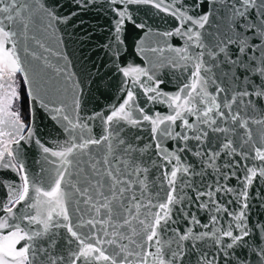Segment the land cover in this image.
<instances>
[{"label":"snow or ice","instance_id":"6c2138e0","mask_svg":"<svg viewBox=\"0 0 264 264\" xmlns=\"http://www.w3.org/2000/svg\"><path fill=\"white\" fill-rule=\"evenodd\" d=\"M141 5L175 26L138 22ZM94 9L124 79L89 113L111 81L52 63L31 32ZM129 25L146 66L117 63ZM41 110L63 140L37 135ZM0 172L16 177L0 176V264H264V0H0Z\"/></svg>","mask_w":264,"mask_h":264},{"label":"water","instance_id":"95a60500","mask_svg":"<svg viewBox=\"0 0 264 264\" xmlns=\"http://www.w3.org/2000/svg\"><path fill=\"white\" fill-rule=\"evenodd\" d=\"M65 12L68 9L64 10ZM133 16L139 21H147V23L153 28L154 31H166L175 26V22L169 16L163 12L151 8L149 6H132ZM113 15L111 12H104L101 9H94L88 15L83 17V27H76L74 24L63 25L55 24L53 28L44 31V27L47 25V20L41 21L37 18L36 23L33 25L31 34H34L37 39H40L45 43L46 47L52 49V53H48L49 59L52 63L63 66L66 61L63 56H67V60L71 61V71L77 73L78 78L87 83L88 77H95L97 73L104 75L106 80H110L113 87H111L104 96H98L99 103H93L88 106L89 113L93 111H99L101 108L107 109L110 105L119 101L121 93L118 90V86L124 79L122 74L116 71L111 59V52L104 48L103 45L108 43L109 29L111 27V20ZM141 38L139 30L132 28L129 25L127 32V47L121 52V59L117 61L120 66H127V64L146 66L144 58L135 51V44ZM157 37L152 36L147 39L145 47H155L153 43ZM178 38H171L170 42L174 46L177 44ZM161 47L164 45L161 44ZM35 47V46H34ZM43 51V50H40ZM59 52L62 55L56 56L54 53ZM151 56V53L148 54ZM167 55V53H165ZM50 75V73L48 74ZM166 91H174L176 88L175 79L168 75L164 76ZM45 81H48V76L45 75ZM62 84V78H53L48 83V87L55 89ZM143 97H141V100ZM154 110L166 112V106L157 104L154 106ZM93 134H99L101 132L100 122H92ZM36 131L37 135L43 140L52 141L53 139L63 140L65 137L58 135V129L54 126V123L48 118V116L41 110L37 112L36 116ZM39 158L38 149L33 146L27 154V162L31 168L39 171L38 167L33 165V161ZM0 176H5L8 179H16L12 173L0 172ZM3 197V190L0 189V198ZM253 211L255 213L264 212V208L257 209L255 204L253 205ZM257 216L253 215L252 219L256 220Z\"/></svg>","mask_w":264,"mask_h":264},{"label":"trees","instance_id":"16d2710c","mask_svg":"<svg viewBox=\"0 0 264 264\" xmlns=\"http://www.w3.org/2000/svg\"><path fill=\"white\" fill-rule=\"evenodd\" d=\"M26 110H27V109H26V106H25L24 111L26 112Z\"/></svg>","mask_w":264,"mask_h":264}]
</instances>
